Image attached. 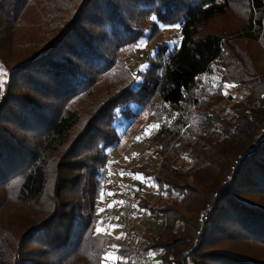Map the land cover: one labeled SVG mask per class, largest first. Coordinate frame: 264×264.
<instances>
[{
    "label": "trees",
    "instance_id": "16d2710c",
    "mask_svg": "<svg viewBox=\"0 0 264 264\" xmlns=\"http://www.w3.org/2000/svg\"><path fill=\"white\" fill-rule=\"evenodd\" d=\"M236 1L0 0L8 73L0 90V264H102L109 243L120 248L114 264H130L132 228L119 240L94 232L105 217L96 204L109 181L107 151L119 142L115 123L155 103L165 113L163 123L153 116L157 174L145 163L130 170L155 175L161 193L177 196L150 208L164 219L149 247L159 264H264V64L255 67L264 60L243 66L239 51L264 49V0H244L249 16L232 29L237 38L203 32L233 14ZM161 24L179 25V45L168 54L161 45L160 62L148 60L136 80L114 52L132 46L124 60L132 59ZM111 70L107 80L124 87L81 113ZM213 73L246 93L227 117L211 110L221 90L209 96L212 84L201 86Z\"/></svg>",
    "mask_w": 264,
    "mask_h": 264
},
{
    "label": "rangeland",
    "instance_id": "374dc122",
    "mask_svg": "<svg viewBox=\"0 0 264 264\" xmlns=\"http://www.w3.org/2000/svg\"><path fill=\"white\" fill-rule=\"evenodd\" d=\"M243 5H246L244 0H237L234 3L235 8L232 9L231 12L233 14L229 15L225 19H218L213 25H208L205 29H203V32L211 31L216 33L225 34L226 38L228 40H233L239 36L238 33H233L235 25L241 26L246 20V18L249 16L247 13V10ZM240 15V16H239ZM233 17V18H232ZM145 23V22H144ZM140 23L141 27L147 28L146 24ZM177 24H171V25H159V32L158 34L153 35V43L150 45V47H146L144 40H141L138 45L135 47V57L132 59L124 60L125 55L129 54L131 51H133V47L129 46L122 47L119 51L116 50L114 52L115 57L120 60L121 63H125L127 68L129 67L130 71L133 73V75L137 74V79L140 80L139 74L142 73L140 71L142 65L148 66V60H154L155 62H160L162 58L161 53V45H166L168 50L167 54L171 51H174L180 42V30L179 27H175ZM234 29V30H232ZM203 34V33H202ZM233 35V36H232ZM225 37V36H224ZM248 46V47H247ZM244 46L242 49H239L241 53H244L245 60L242 63V65H246L250 62V59L254 61L262 62L261 58L264 60V49L262 47H259L258 43H252L250 45ZM132 53V52H131ZM263 63L255 65L256 68H259ZM7 72V71H6ZM113 73V70H111L108 74L103 76V79H101L95 86L94 90L90 97L83 103L79 104L77 108L80 109V107L83 105L86 108H82V110H87L85 112H79L86 114L89 112V108L96 106L98 103L104 101L107 99V95L111 92L117 91V89L124 87L122 84L119 83L114 84L112 83V79L109 82L107 78H110L109 76ZM8 74V73H7ZM8 76V75H7ZM7 76L4 77V79H7ZM114 76V75H113ZM214 76V77H212ZM207 76L205 78H202L201 86H208L210 83L211 90L209 91V96L213 92V89L215 90H221V93L227 92V95H222L223 100L211 107L212 111H219L222 110L223 116H228L231 113V107L234 102H237L241 99H243L246 95L245 90L242 89L240 86H235L231 88H225L222 82L219 78H216L215 73L213 75ZM102 81L101 84H99ZM112 89L110 90L109 88ZM207 88V87H206ZM208 89V88H207ZM198 92V91H197ZM160 104L155 103L154 109H149L148 111L143 112V114L138 117L136 120L133 118L131 121H123L121 120L122 124L119 126L117 122L115 123L116 129L119 136V142L114 149H109L107 151L109 160L106 165L109 174L107 177H109V181L103 185V189L100 195V198L98 200L97 205V213L105 214L104 218H99V222L94 227V232H97V227H100L102 234L109 233L113 237L119 236L123 238L126 233L125 230L128 227H131L133 230V233L128 235L129 239V247L131 244L132 237L140 230L143 229L146 225V219L147 215L149 214V211H141V208H139V205L137 207H134L133 212L131 214L130 219L123 218V212L121 210V207L118 206V203L120 202L122 198V194L126 190V187L128 184L134 185L135 188H137L138 197H140L142 200L146 201L148 206L154 202L157 198V195L160 194L161 198L164 197L165 200H169L170 198L177 199V196L175 195H169L167 193H161L159 191L160 188L156 186L154 181H152L155 177H151L150 179H146V177H141L140 179L135 178L136 174H132L131 167L132 165L140 166L143 163L146 165H149L148 171L157 174V169L159 165V161L155 160L152 157V138L154 134L156 133L158 127H154L149 129L150 125H158L159 123H156L153 119L155 115L156 117L161 116L160 123H163V118H165V113H159L155 112L156 108H158ZM132 111L138 112L140 110L139 107L132 105L130 106ZM154 110V111H153ZM117 117L119 115L117 114ZM152 118V119H151ZM188 120V119H187ZM145 129H149L148 133L145 134ZM183 129V128H182ZM181 129V130H182ZM140 138L139 140L137 138ZM163 143V142H162ZM160 144V146L162 145ZM135 154V155H134ZM128 159H125V158ZM189 165L188 161H184L180 164L181 167H187ZM123 171L124 175H121V172ZM191 181V179H189ZM136 199V198H135ZM173 203V202H172ZM109 205H113L112 207H109ZM136 205V203H135ZM103 210V211H101ZM157 225L153 226L151 230L155 233L161 231L164 226V219L160 217L159 220H157ZM116 225L118 227L113 228L112 226ZM123 233V235H121ZM159 237V235H158ZM107 254H114L116 257V248L113 247V244L109 243L107 246ZM252 252V250H251ZM256 251L253 250V254ZM255 255V254H254ZM104 256V258H105ZM159 255L155 254L154 256L150 257L151 264H159ZM119 259V258H118ZM116 259L115 262L118 260ZM190 259H194L193 256L189 257ZM105 260V259H104ZM106 261V260H105ZM111 264H113V261L107 260ZM114 262V263H115Z\"/></svg>",
    "mask_w": 264,
    "mask_h": 264
},
{
    "label": "built area",
    "instance_id": "2783aa9c",
    "mask_svg": "<svg viewBox=\"0 0 264 264\" xmlns=\"http://www.w3.org/2000/svg\"><path fill=\"white\" fill-rule=\"evenodd\" d=\"M137 193V188L134 185L128 184L126 190L122 194V198L118 203V206L121 207L123 212V218L130 219L131 214L136 203L135 195ZM159 199H161L160 194L157 195V198L148 206L149 214L147 215L146 225L143 229H140L130 240V249H129V261L130 264H151L149 252H152L149 247L152 243L158 240V232H153L151 228L157 225V220L160 219V216L150 210V208L155 204ZM169 202L175 201V199L170 198ZM153 225V226H152ZM189 264H192L191 262Z\"/></svg>",
    "mask_w": 264,
    "mask_h": 264
},
{
    "label": "snow or ice",
    "instance_id": "6c2138e0",
    "mask_svg": "<svg viewBox=\"0 0 264 264\" xmlns=\"http://www.w3.org/2000/svg\"><path fill=\"white\" fill-rule=\"evenodd\" d=\"M151 19L155 20L156 17H152ZM175 27H179V25H176ZM147 67H148L147 65H142L140 71L143 72ZM7 75L8 74H7L6 70L4 69L3 65H0V90H2L4 85L7 83L6 79H4V77H6ZM224 87L225 88H231V87H235V85L234 84H225ZM223 94L227 95V92H224ZM154 127H158V125H150L149 129L154 128ZM149 129H145V134L148 133ZM137 139L139 140L140 138L138 137ZM125 159H128V158L126 157ZM121 175H124L123 171L121 172ZM141 177H142V174H136V176H135V178H137V179H140ZM120 203H123V202H120ZM112 206L113 205H109V207H112ZM134 207H137V205H134ZM101 211H103V210H101ZM141 211H145V210L141 209ZM112 227L115 228L118 226L113 225ZM100 231H101L100 227H97V232L99 233ZM121 235H123V233ZM120 238L121 237H119V236L116 237L117 240H119ZM113 247L116 248L117 252H119L120 248L118 245H113ZM154 255H155V253L149 252L150 257L154 256ZM104 259L106 261L111 260V261H113V264H114L115 260L118 259V257H116L114 254H108L105 256ZM122 264H128V261L124 260V261H122Z\"/></svg>",
    "mask_w": 264,
    "mask_h": 264
},
{
    "label": "crops",
    "instance_id": "0c3cea01",
    "mask_svg": "<svg viewBox=\"0 0 264 264\" xmlns=\"http://www.w3.org/2000/svg\"><path fill=\"white\" fill-rule=\"evenodd\" d=\"M125 233H126V231H125ZM107 234H109V233H107ZM115 237H118V236H115ZM102 264H111V263L104 260Z\"/></svg>",
    "mask_w": 264,
    "mask_h": 264
}]
</instances>
